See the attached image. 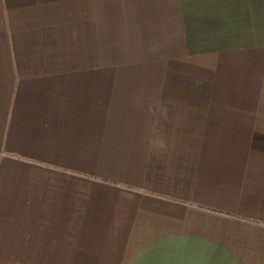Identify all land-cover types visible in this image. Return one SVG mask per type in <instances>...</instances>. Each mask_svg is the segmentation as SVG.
<instances>
[{"label":"crops","instance_id":"crops-1","mask_svg":"<svg viewBox=\"0 0 264 264\" xmlns=\"http://www.w3.org/2000/svg\"><path fill=\"white\" fill-rule=\"evenodd\" d=\"M0 264H264V0H0Z\"/></svg>","mask_w":264,"mask_h":264}]
</instances>
